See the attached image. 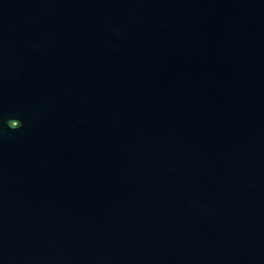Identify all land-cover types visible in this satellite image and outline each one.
Listing matches in <instances>:
<instances>
[{"label":"water","instance_id":"1","mask_svg":"<svg viewBox=\"0 0 264 264\" xmlns=\"http://www.w3.org/2000/svg\"><path fill=\"white\" fill-rule=\"evenodd\" d=\"M0 264H264V0H0Z\"/></svg>","mask_w":264,"mask_h":264}]
</instances>
